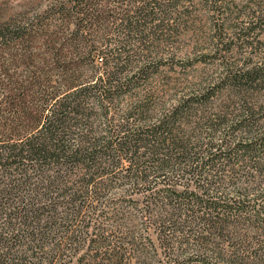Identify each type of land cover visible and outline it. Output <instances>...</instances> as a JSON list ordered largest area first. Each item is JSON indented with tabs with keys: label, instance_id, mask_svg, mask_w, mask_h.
<instances>
[{
	"label": "trees",
	"instance_id": "16d2710c",
	"mask_svg": "<svg viewBox=\"0 0 264 264\" xmlns=\"http://www.w3.org/2000/svg\"><path fill=\"white\" fill-rule=\"evenodd\" d=\"M92 1L46 12L50 41L62 15L82 42ZM108 1L105 28H120L89 45L93 84L52 81L29 123V96L0 108V264H264V65L230 55L235 40L253 52L255 27L236 28L233 0H206L220 72L170 92L152 69L179 54L152 57L195 21L186 0Z\"/></svg>",
	"mask_w": 264,
	"mask_h": 264
},
{
	"label": "rangeland",
	"instance_id": "374dc122",
	"mask_svg": "<svg viewBox=\"0 0 264 264\" xmlns=\"http://www.w3.org/2000/svg\"><path fill=\"white\" fill-rule=\"evenodd\" d=\"M73 1L76 0H0V102L3 103L0 108L2 111L7 109L6 113L9 114L12 109L15 110L14 103L9 105L10 102H13V95H17V97L29 96L25 98L27 100H24L29 110L23 112L22 118H26L24 122L29 123L35 117V113H32L30 108L33 105L41 106L44 100V104L50 100L43 97L42 90L47 91L48 89L50 92L52 81L56 82L58 88L62 87L63 91L71 84H88L90 81L93 84L92 68L94 64L100 66L101 59L97 58L94 61L88 59L89 45L94 42L101 45L104 41L116 39L115 35L119 31L120 24L108 22L109 27L105 28V11L113 9L116 3L111 5L108 0L95 1L97 4L92 6L94 13L91 14L88 24L90 28L84 30L86 33L81 37L82 42L75 38L76 35L71 37L78 25H72L71 30L67 31L62 15H56L53 22L57 27L52 26V31H55L56 35H53L54 41H50V33L44 29L46 27H44V19L48 17L46 12L52 8L56 11L62 7L71 8V5L74 4ZM233 1L235 5H232L230 10L233 12L236 28L243 24L255 27L252 37L249 39V42L254 44L251 47L255 54L246 44L242 45V42L238 43L236 40L233 41V49L229 54L235 60L251 58L255 62L252 64L264 65V0ZM182 4L192 13L195 21L186 25V28L189 29L185 28L184 32H181V36L172 35L169 39L170 48L164 42L159 49L160 55L155 53L152 57L155 60L163 58L164 61H167L168 57H163V55L179 54L181 58L178 59L179 61L170 60L163 63L167 65H161L159 70L152 69L154 71H152L151 80L156 81L158 86L164 87V90L170 92H174V90L171 91L173 86L177 87L175 90L182 92V90H186L187 83L198 85L200 79L204 78L207 73H211V76L215 74V67L211 65V59L206 55L209 51L204 53L208 46L209 49L213 46L211 36H213L214 30L211 22L214 5L206 4V0H186V3L183 1ZM67 17L71 18L73 22H79V18H82L80 14L67 15ZM88 21H84L82 24L85 25ZM6 28L10 29V33L8 32L9 35L5 40L1 33L8 31ZM204 32H207L206 35ZM80 43L83 44L79 45ZM201 56L204 57V62L198 63L197 60ZM238 63L241 64V61ZM167 96H174V94L167 92ZM122 108L123 106H120L118 101L115 103L113 111L121 112ZM17 114H13L11 117ZM22 119L20 118L16 122L20 123ZM0 120L2 123L1 113ZM94 127L96 130L102 127L105 129L104 117H99Z\"/></svg>",
	"mask_w": 264,
	"mask_h": 264
}]
</instances>
